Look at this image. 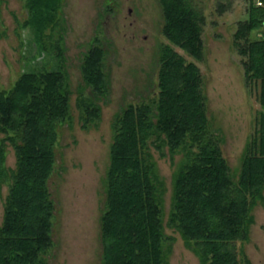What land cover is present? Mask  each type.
<instances>
[{
	"label": "trees",
	"instance_id": "trees-1",
	"mask_svg": "<svg viewBox=\"0 0 264 264\" xmlns=\"http://www.w3.org/2000/svg\"><path fill=\"white\" fill-rule=\"evenodd\" d=\"M158 1L166 40L159 44L156 88L127 102L111 121L101 264H169L173 236L165 233V225L180 234L199 264H253L245 243L255 222L254 207L264 202V0H249L233 32L246 87L260 103L238 173L232 172L223 135L207 113L199 65L205 53L203 8L194 0ZM62 4L24 0L27 14L19 23L33 28L38 50L51 51L58 67L23 70L0 88V264H48L45 254L53 245L55 206L47 180L55 164L58 127L72 117ZM225 5L218 2V9ZM104 57L99 42L82 56L83 82L75 106L84 128L101 116L99 99L108 89ZM7 142L14 151L13 167L5 162ZM155 152L168 153L170 159L180 155L165 221V184Z\"/></svg>",
	"mask_w": 264,
	"mask_h": 264
},
{
	"label": "rangeland",
	"instance_id": "rangeland-1",
	"mask_svg": "<svg viewBox=\"0 0 264 264\" xmlns=\"http://www.w3.org/2000/svg\"><path fill=\"white\" fill-rule=\"evenodd\" d=\"M194 1L205 13V53L199 65L207 113L211 126L223 135V149L232 172L238 173L244 146L260 109L257 94L246 87L241 56L233 42V32L238 20L246 16L249 0ZM220 1L226 4L222 11L218 9ZM26 14L24 0H0V88L8 87L23 70L58 67L51 51L38 50L33 28L20 26ZM61 16L72 117L58 127L55 164L47 180L55 207L53 245L45 257L48 264H101L100 215L105 200L111 121L127 102L149 96L156 88L159 44L166 40L161 32L162 10L158 0H63ZM95 42L105 49L108 89L99 99L100 119L84 128L78 121L75 98L83 82V53ZM154 156L165 184V221L170 207L171 175L180 155L170 159L168 153L155 152ZM5 162L9 167L15 165L14 151L8 142ZM6 188L3 184L2 196ZM253 212L255 222L245 249L253 264H264V202L258 203ZM1 216L0 202V221ZM164 231L173 236L168 242L169 264H199L175 229L165 225Z\"/></svg>",
	"mask_w": 264,
	"mask_h": 264
},
{
	"label": "built area",
	"instance_id": "built-area-1",
	"mask_svg": "<svg viewBox=\"0 0 264 264\" xmlns=\"http://www.w3.org/2000/svg\"><path fill=\"white\" fill-rule=\"evenodd\" d=\"M258 4H261L262 3V0H257L256 1Z\"/></svg>",
	"mask_w": 264,
	"mask_h": 264
}]
</instances>
